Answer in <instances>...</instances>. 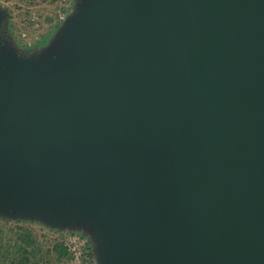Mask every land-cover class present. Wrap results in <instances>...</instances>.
<instances>
[{
	"label": "water",
	"instance_id": "1",
	"mask_svg": "<svg viewBox=\"0 0 264 264\" xmlns=\"http://www.w3.org/2000/svg\"><path fill=\"white\" fill-rule=\"evenodd\" d=\"M5 20L1 216L96 264H264V0H79L29 55Z\"/></svg>",
	"mask_w": 264,
	"mask_h": 264
},
{
	"label": "rangeland",
	"instance_id": "2",
	"mask_svg": "<svg viewBox=\"0 0 264 264\" xmlns=\"http://www.w3.org/2000/svg\"><path fill=\"white\" fill-rule=\"evenodd\" d=\"M78 3L79 0H0V11L6 15L2 26L4 40L16 53H42L51 46ZM26 228L34 232L44 252L50 251L42 264L97 263L94 241L82 228L60 229L37 220L0 215V264H12L13 259L21 258L18 237ZM56 243L66 248L67 258H57L52 250Z\"/></svg>",
	"mask_w": 264,
	"mask_h": 264
},
{
	"label": "trees",
	"instance_id": "3",
	"mask_svg": "<svg viewBox=\"0 0 264 264\" xmlns=\"http://www.w3.org/2000/svg\"><path fill=\"white\" fill-rule=\"evenodd\" d=\"M1 35L3 36V31H1ZM4 37V36H3ZM22 55H29L26 53H21ZM8 222V221H7ZM24 221H17L16 223H21ZM24 234L19 235V243L20 247L18 248V254L20 259H13L11 261L12 264H42L45 259L44 256H48L50 253L49 250L43 251L42 245L37 237H34V232L26 228ZM39 237V236H38ZM52 250L56 253L57 258H67V250L63 247L62 244L54 245Z\"/></svg>",
	"mask_w": 264,
	"mask_h": 264
}]
</instances>
